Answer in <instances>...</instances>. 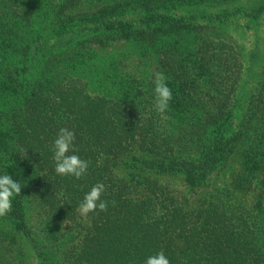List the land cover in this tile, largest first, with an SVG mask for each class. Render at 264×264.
Here are the masks:
<instances>
[{
    "label": "trees",
    "instance_id": "16d2710c",
    "mask_svg": "<svg viewBox=\"0 0 264 264\" xmlns=\"http://www.w3.org/2000/svg\"><path fill=\"white\" fill-rule=\"evenodd\" d=\"M86 1L0 0V176L22 188L0 217V264H146L160 251L170 264H264V51L228 33L234 17L264 16V0L78 11ZM120 43L130 55L105 53ZM157 72L172 90L164 114ZM61 128L89 162L80 180L55 172ZM98 182L108 209L84 220Z\"/></svg>",
    "mask_w": 264,
    "mask_h": 264
},
{
    "label": "clouds",
    "instance_id": "9594fccd",
    "mask_svg": "<svg viewBox=\"0 0 264 264\" xmlns=\"http://www.w3.org/2000/svg\"><path fill=\"white\" fill-rule=\"evenodd\" d=\"M172 99V90L166 83V77L162 72L154 75V108L164 114L169 107ZM75 132L68 128H61L53 142V160L57 175L70 176L76 180L85 177L88 171L89 162L81 159L76 153L78 149L74 147ZM27 151H24V156ZM71 153V154H70ZM21 184L8 175L0 176V217H4L12 211V199L21 194ZM106 191L103 183L98 182L93 185L78 205L77 212L82 219L87 220L92 213L106 212L108 202L101 197ZM113 206L115 201L112 202ZM146 264H170L169 259L163 251L147 258Z\"/></svg>",
    "mask_w": 264,
    "mask_h": 264
},
{
    "label": "rangeland",
    "instance_id": "374dc122",
    "mask_svg": "<svg viewBox=\"0 0 264 264\" xmlns=\"http://www.w3.org/2000/svg\"><path fill=\"white\" fill-rule=\"evenodd\" d=\"M101 3L99 0H88L86 1V4L78 9V11H91L95 10L98 8V6ZM217 10V9H216ZM187 12V11H186ZM184 14V12H182ZM228 33L233 37L234 40H236L240 46L243 48V51L245 53H248L252 50H259L262 54L264 51V16H262L258 21H249L248 19H245L243 17H234L232 20V25L228 29ZM127 45L129 44H123L120 43L116 49L112 48L106 51L105 53L108 52H115L119 51L122 53H128L130 55L132 52V48H129ZM134 56V55H133ZM131 59V57H130ZM132 59H135V57H132ZM132 64H129V67ZM133 66V65H132ZM131 68V67H130ZM260 66H254L250 70L244 72L243 75V92L241 94L240 98V104L239 108L236 111V115L234 116V123H238V120L240 118V115L242 113V109L244 108V103L246 101V98L251 90V88L255 84V80L259 74V69ZM242 89V88H241ZM241 93V91H240ZM237 162H234L233 164V169L238 168V160ZM220 185L222 184V179L218 178L216 182L211 186V189L214 188L213 186L215 185ZM179 188H185L182 185H178Z\"/></svg>",
    "mask_w": 264,
    "mask_h": 264
}]
</instances>
